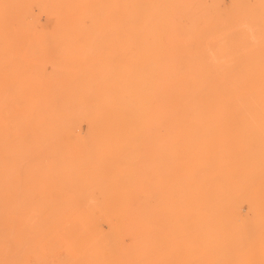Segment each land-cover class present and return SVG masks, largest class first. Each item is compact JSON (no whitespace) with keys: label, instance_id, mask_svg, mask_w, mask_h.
I'll use <instances>...</instances> for the list:
<instances>
[{"label":"rangeland","instance_id":"rangeland-1","mask_svg":"<svg viewBox=\"0 0 264 264\" xmlns=\"http://www.w3.org/2000/svg\"><path fill=\"white\" fill-rule=\"evenodd\" d=\"M262 219L264 0H0V264H264Z\"/></svg>","mask_w":264,"mask_h":264},{"label":"bare ground","instance_id":"bare-ground-1","mask_svg":"<svg viewBox=\"0 0 264 264\" xmlns=\"http://www.w3.org/2000/svg\"><path fill=\"white\" fill-rule=\"evenodd\" d=\"M258 108V107H257ZM71 118V117H70ZM73 121V120H72ZM60 128V127H59ZM58 128V129H59ZM61 129V128H60ZM56 133H57V131H56ZM50 139V138H49ZM137 141V140H136ZM136 143V142H135ZM51 144V143H50ZM49 145V144H48ZM125 146V145H124ZM133 148V147H132ZM130 149V148H129ZM130 150H132V149H130ZM123 151V150H122ZM124 151H125V148H124ZM128 153V152H127ZM124 154V153H123ZM119 158H121V157H119ZM120 160V159H119ZM124 163V162H123ZM115 167V166H114ZM112 171V170H111ZM10 175V174H9ZM104 179V178H103ZM97 182V181H96ZM98 187V186H97ZM94 188V187H93ZM96 188V187H95ZM94 188V189H95ZM92 189V188H91ZM92 193V192H91ZM95 193V192H94ZM101 194V193H100ZM91 196H93L92 194H91ZM74 197V196H73ZM90 197V196H89ZM75 198V197H74ZM96 198V197H95ZM67 201V200H66ZM69 202V201H68ZM98 203V202H97ZM61 204V203H60ZM63 204V203H62ZM59 207V206H58ZM58 207H56V208H58ZM57 210V209H56ZM53 211V210H52ZM51 211V212H52ZM53 212H55V211H53ZM52 215V214H51ZM47 218V217H46ZM45 220V219H44ZM54 220V219H53ZM262 220H264V219H262ZM45 221H47V219L45 220ZM34 223H35V221H34ZM45 223V222H44ZM42 224L43 223H40L39 225H40V227L42 226ZM60 225V224H59ZM46 234H47V232H46ZM70 235V234H69ZM68 240V239H67ZM246 242V241H245ZM91 249H93V248H90L89 250H91ZM114 251V250H113ZM45 258V257H44ZM47 258V257H46ZM127 258V257H126ZM140 260V259H139ZM76 262V261H75ZM133 263V262H132ZM74 264V263H73ZM78 264V263H77Z\"/></svg>","mask_w":264,"mask_h":264}]
</instances>
